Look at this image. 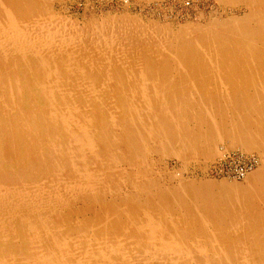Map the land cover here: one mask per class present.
<instances>
[{"label":"bare ground","instance_id":"bare-ground-1","mask_svg":"<svg viewBox=\"0 0 264 264\" xmlns=\"http://www.w3.org/2000/svg\"><path fill=\"white\" fill-rule=\"evenodd\" d=\"M52 1L0 0V264H264V0L177 31ZM225 140L254 184L154 164Z\"/></svg>","mask_w":264,"mask_h":264},{"label":"rangeland","instance_id":"rangeland-1","mask_svg":"<svg viewBox=\"0 0 264 264\" xmlns=\"http://www.w3.org/2000/svg\"><path fill=\"white\" fill-rule=\"evenodd\" d=\"M249 4L243 0H54L52 8L82 22L128 12L145 21L169 25L173 31H177L188 23L210 26L215 19L224 21L230 17H243L247 14L246 7ZM24 73H29L27 67ZM26 128L32 132L38 131L36 121L32 125L29 122ZM227 141L218 143V156L212 161L199 158L185 166L178 157L155 155L154 164L157 170L160 168L173 174L181 173L191 181L224 182L237 186L254 184L258 171L263 168L260 153L236 145L230 146Z\"/></svg>","mask_w":264,"mask_h":264},{"label":"built area","instance_id":"built-area-1","mask_svg":"<svg viewBox=\"0 0 264 264\" xmlns=\"http://www.w3.org/2000/svg\"><path fill=\"white\" fill-rule=\"evenodd\" d=\"M244 175V173L242 174V176Z\"/></svg>","mask_w":264,"mask_h":264}]
</instances>
